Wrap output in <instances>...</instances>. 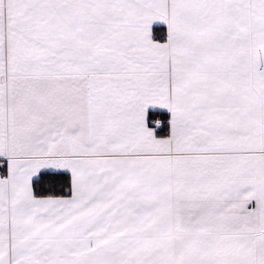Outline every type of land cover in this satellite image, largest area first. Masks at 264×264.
Masks as SVG:
<instances>
[{
  "label": "snow or ice",
  "instance_id": "obj_1",
  "mask_svg": "<svg viewBox=\"0 0 264 264\" xmlns=\"http://www.w3.org/2000/svg\"><path fill=\"white\" fill-rule=\"evenodd\" d=\"M0 264H264V0H0Z\"/></svg>",
  "mask_w": 264,
  "mask_h": 264
}]
</instances>
